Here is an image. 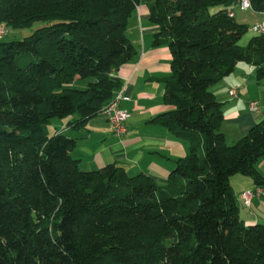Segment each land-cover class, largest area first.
<instances>
[{
    "label": "trees",
    "instance_id": "obj_1",
    "mask_svg": "<svg viewBox=\"0 0 264 264\" xmlns=\"http://www.w3.org/2000/svg\"><path fill=\"white\" fill-rule=\"evenodd\" d=\"M141 2L159 27L153 46L170 52L171 107L150 122L190 144L163 185L115 162L82 170L76 139L54 123L78 127L113 100ZM233 2L0 0L6 32L40 23L0 37V264H264V224L243 222L229 182L264 186V112L227 143L210 91L239 61L264 79V33L239 44L249 27L229 16ZM250 2L264 15V0Z\"/></svg>",
    "mask_w": 264,
    "mask_h": 264
},
{
    "label": "crops",
    "instance_id": "obj_2",
    "mask_svg": "<svg viewBox=\"0 0 264 264\" xmlns=\"http://www.w3.org/2000/svg\"><path fill=\"white\" fill-rule=\"evenodd\" d=\"M235 9L240 8L233 9L234 17ZM260 16L259 20L264 17ZM158 30L159 27L149 21L146 4L141 2L128 28L137 53L115 72L126 84V98L121 100L120 107L129 113V118L123 134L116 135L100 113L78 127L60 121L64 133L76 139L71 153L79 159L82 170H96L115 162L129 175L143 172L163 185L175 167V160L189 153L187 140L176 138L165 127L150 122L152 117L171 107L163 101V79L171 74L170 52L165 46H153V36ZM231 88L237 89L235 97L228 93ZM210 91L221 103L220 131L227 143L244 136L264 112V79L257 77L256 66L252 63L237 62L230 74L210 86ZM251 101H257V110L250 109ZM257 168L264 175V159ZM229 182L243 222L264 224V195L252 196L249 205L241 198L243 191L254 190L253 180L235 174Z\"/></svg>",
    "mask_w": 264,
    "mask_h": 264
},
{
    "label": "built area",
    "instance_id": "obj_3",
    "mask_svg": "<svg viewBox=\"0 0 264 264\" xmlns=\"http://www.w3.org/2000/svg\"><path fill=\"white\" fill-rule=\"evenodd\" d=\"M233 7H238L241 10H251L250 0H234ZM229 16H233V9L228 11ZM250 30L256 34L264 33V18L259 22L255 23ZM6 32V28L3 24H0V37H2ZM126 84L122 86L116 92L113 100L103 107L100 114L104 115L107 119L109 126L116 135H121L126 131V121L129 118V113L120 107L121 100L125 99L124 89ZM229 95L235 97L237 95V89L231 88L228 91ZM250 109L255 111L258 109L257 101L250 102ZM264 195V186H256L254 190H246L241 194V198L245 205L250 204L252 196Z\"/></svg>",
    "mask_w": 264,
    "mask_h": 264
},
{
    "label": "rangeland",
    "instance_id": "obj_4",
    "mask_svg": "<svg viewBox=\"0 0 264 264\" xmlns=\"http://www.w3.org/2000/svg\"><path fill=\"white\" fill-rule=\"evenodd\" d=\"M236 8H238V7H236ZM214 9H216V8H211L210 11L213 12ZM235 10H236V16H235L236 20L239 23L248 25V27H249L248 31L246 33H244L239 39V44L244 46V45H247L249 39L253 35H255L250 30V28L255 23H257L259 21L261 16L259 14L252 13L250 10H241V9H235ZM39 25H40V23L37 22V23H34L33 25H31L30 27L23 28V29H16L15 30V29L7 28V32L5 33V35L1 39L4 41H10L13 39H21V38L29 35ZM58 120H60V119L55 118L54 123L56 122L55 123L56 127L60 129L61 124L59 122H57ZM55 125L51 124L49 126L50 132L54 131V128H56Z\"/></svg>",
    "mask_w": 264,
    "mask_h": 264
}]
</instances>
